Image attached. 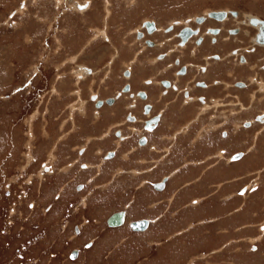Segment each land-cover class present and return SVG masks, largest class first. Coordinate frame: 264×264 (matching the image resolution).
Segmentation results:
<instances>
[{"label":"rangeland","instance_id":"1","mask_svg":"<svg viewBox=\"0 0 264 264\" xmlns=\"http://www.w3.org/2000/svg\"><path fill=\"white\" fill-rule=\"evenodd\" d=\"M60 1L0 0V264L72 263L71 226L75 225L77 232L85 224L86 214L92 219L91 212L85 213L86 203H90L86 196H90L98 180L102 182L101 176L95 179L104 159L101 149L106 146L102 143L107 140L115 143L112 130L120 123L135 133L141 132L122 120L124 110L115 114L121 118L120 122L99 118L101 109H114L116 104L100 108V103L94 104L98 98L125 95L119 87L126 82H132L131 99L138 100L135 91L139 86L152 89L149 99L156 98L159 102L155 109H165L161 118L169 116L162 128L161 146H155L154 161L178 153L177 160L167 168L170 172L176 164L204 154L205 162L195 172L205 174L213 160L220 170L217 168L215 179L207 182L200 196H196L195 187L191 193L195 196L181 202L173 200L175 191L181 187L175 188L170 183L166 196L168 215L158 216L157 224L163 223V218L169 224L175 221L173 216L181 209L195 208L198 218L190 214L179 218V223L167 227V238L166 232L141 235L139 245L128 259L111 260L106 250L103 259L92 264H264V194L257 205H252L253 212L247 211L249 198L255 193L259 195L256 190L261 170H253L241 178L234 174L235 178L227 179L230 170L234 173L239 166L229 163L233 161L230 150L244 148L251 137L258 142L264 138V120L259 119L264 115V73L259 65L264 61V47L256 51L260 46L251 41L255 26L244 25L249 33L226 39L229 28L237 24L235 20L206 21L198 26L197 35L204 34L207 25L221 27V35L215 39L207 35L203 46L192 37L183 47L184 52H168V60L180 56L182 63L167 67V71L161 69L164 61H158L155 55L159 50L170 49L172 42L178 43L174 35L186 19L195 26L199 22L194 15L217 9L264 18V0H109L108 4V0H86L90 7L79 10ZM144 19L154 20L159 27L154 33H147L146 38L157 41L163 40L164 35L172 38L144 52L147 49L142 48L143 39L133 35ZM172 21L173 29L167 30ZM104 29L108 38L102 34ZM212 53L222 56L214 57L208 66L209 69L213 66L217 73L198 72V65ZM240 53L245 54L247 62L240 60ZM188 63L192 64L188 65V76L177 78L175 69ZM81 65L90 70L85 72ZM124 68H130L131 77L122 74ZM79 70L84 71L83 76ZM213 74L222 81L220 85H212ZM252 75L254 79L250 78ZM164 76L181 89L192 79L210 82L208 90H192L206 96V105L185 106L179 88L175 87H168L167 93L160 95L158 80ZM142 78H146V83L150 80L157 83L156 88L141 82ZM237 81L249 85L244 89ZM208 95L215 98L210 100ZM215 101L220 104L213 105ZM109 113L111 116L113 111ZM209 129L215 136L212 150L193 154L197 137ZM87 148L94 152L93 162L87 161ZM247 149H251L250 145ZM242 150L238 152L244 153L240 158L244 160L247 152ZM261 159L264 160V149ZM91 163L93 166L85 169ZM152 164L151 160H132L125 168L115 167L109 176L105 175L106 180L131 178L134 182L146 177ZM225 171L227 175L223 174ZM238 178L243 180V186L229 190L234 183L231 180ZM188 179L196 181L197 177L189 174ZM164 185L166 189L168 180ZM204 214L214 216L207 220L202 217ZM154 224L151 220L149 228ZM193 225L199 227L198 236L184 234ZM97 228L101 234L105 231L102 225ZM185 228L183 235L177 232ZM208 231L209 240L203 235ZM131 235L123 229L117 238L129 239Z\"/></svg>","mask_w":264,"mask_h":264},{"label":"crops","instance_id":"2","mask_svg":"<svg viewBox=\"0 0 264 264\" xmlns=\"http://www.w3.org/2000/svg\"><path fill=\"white\" fill-rule=\"evenodd\" d=\"M62 1L63 0H61L62 4L67 3V1L66 2H62ZM57 2H59V0H57ZM108 3L109 0L107 1V4ZM90 5L91 4L89 2L88 8L90 7ZM108 10H109L108 14H110L111 13L110 9ZM85 11L86 9L80 12H85ZM95 17L97 18V15H95ZM105 33L106 30L105 29L102 30V34H104V37L108 38V36L105 35ZM81 67L82 69H84L85 72H87L86 70H90L86 66L81 65ZM79 71H80V75L83 76L82 73L84 71L82 70ZM246 86H248V83L246 84ZM251 97H253L252 94ZM156 100H157L156 98H152L151 101L155 104H158L159 102L158 100L157 101ZM217 103L218 102L215 101L214 105L215 104L217 105ZM241 107H243L242 104ZM123 110L125 109L123 108L122 105L119 104L115 106L114 109H110V108L101 109L100 113L104 112L103 115L105 119H109L110 121L120 122L121 118H119V116L117 118L115 114L116 112L121 113ZM110 111L111 112L113 111L112 113L113 115L111 114V116H109ZM261 117L264 118V115H262ZM123 119L124 117L122 118V120ZM168 120H169L168 115L167 117L160 118L159 119L160 122L156 123L157 125H155L156 129L154 127L152 130L150 129L147 132L146 131L144 132L146 135V142H145L146 144L144 143L143 146H140V144L137 141L139 134L126 133L124 127L120 126L121 123L116 126L120 130L119 135L116 138L114 137V139H116L117 142L115 141L114 143V141L112 140L109 141L107 140V142L102 143L103 146H106L104 150L101 149L102 150L101 156L104 157V159L102 160L101 164H99V169L97 170V176H95V179L101 176L102 182H99V180L98 182L96 181L97 182L96 187L93 188L90 196L88 195L86 196L87 202L90 201V203L89 204L86 203L87 212L85 213L91 212L90 215L92 216L93 221L91 217H87L86 214L85 218L87 219L85 221V224L82 223L81 226H79V229L77 228L78 229L77 232H75V225L71 226V230L74 232V235H73V242L71 243L72 246L69 248V250L71 251L74 248L78 249V253L76 254V256L71 257L70 259L71 260L70 262H72L71 264L95 263L98 260L103 259L106 250L110 252L111 260L117 259L118 261H120L122 259H128L133 248L139 245L138 241L139 239H141L140 238L141 235L144 236L146 234H150V233L152 234L154 232L155 233L166 232L167 227H172L176 225L180 221L179 218L183 219L185 218V216H188L187 214L196 217V214L194 213L195 208H192L191 210L181 209L178 210L173 216L175 221L172 220V222L169 224L170 221H168L166 218H163V223L159 222V224H157L158 216L167 217L168 215L167 214L168 209H166L168 204L166 196L169 190L168 186L170 183L171 185L173 184L175 188L176 186L181 187L177 191H175V195L173 196L174 202L180 200L183 201L184 198L195 196L191 194L193 193L192 189H195V187L197 190L196 196H200L198 194L200 193V191L206 190L205 186L207 185V182L209 183L211 180L215 179L214 176L217 172V168L218 170H220L219 167L215 166L214 164L215 162L213 160L209 162V165H207L208 169L206 172L207 173L206 176H205L206 173L205 174L196 173L195 170H197L200 166H202L201 163L205 162V159L203 160V158L205 157L204 154H202V156L199 154L198 156L193 155V158H191V160L182 163V165L178 166V164H176L174 169H172L170 172L167 170V168L175 160H177L178 153H176L174 156L171 157L166 156L165 159H162L161 161H154L153 160L154 153H156L157 151V148H155V146H161V139L163 138L162 137L163 135L161 134L163 132L162 128L164 127L165 121L168 122ZM213 137L210 129L204 135L200 134L196 140L197 144L194 145L193 154H195L194 153L195 151L203 150L204 152L206 149L207 151L205 152L209 153L212 150L211 147H213L215 143V136ZM251 139L249 140V142L245 141L246 146L244 148L241 149L235 148L233 150L232 149L230 150V148L232 147V142L230 141L231 146L230 148L228 147L227 148L230 150L232 156L236 152L241 151L243 149L242 151H244L245 153L247 152L246 153L247 157L244 160L240 159L244 155V153L241 152L242 154L239 155L237 158H234L235 160L233 158H230L233 161L229 163L231 164L239 163L238 164L239 166H238V170L234 173L230 170V176H227V179H231L233 176L235 178V175L241 178L247 176V174H249L253 170L254 172L258 171L259 169L261 170V180L258 182L259 185L257 186L258 189L256 190V192L259 193V195L255 193L253 196L249 198L251 203L247 211L253 212L254 208L252 207L254 206L252 205L254 204L257 205L258 202L261 201L260 197L264 194L263 192L264 160L263 159L260 160L261 151L264 149V138L261 137V140L259 142L254 140L252 137ZM249 145L251 149H247ZM109 149L113 151V154L110 157L105 158V153ZM84 151L85 150H83V152ZM93 154H94L93 151L88 150V148L86 149V158L88 162L94 161ZM132 160H139L142 162H148L149 160L152 161L153 164L149 169H147L148 172L146 174V177L144 176V178L136 179L134 182L133 180H131V178H127L125 180H119L117 182L113 179L106 180V176L110 174L115 167L125 168L127 166L124 165L132 163ZM92 164L93 163H91L90 165L86 164L85 169L86 168L88 169L90 166H93ZM135 167L139 168L137 166ZM189 174H191L193 178L197 177V180L196 181H189V179L187 180V175ZM223 174L227 175V172L225 171ZM163 176L168 177L166 179V181L168 180L167 188L164 189L165 185L161 189L155 188L153 185L154 182L160 180ZM239 178L235 181L231 180V182L234 183L230 185L229 190H232L233 187L235 189L236 187L243 186V183H241V181L243 180H240ZM166 181L164 183H166ZM80 182H82V180H80ZM82 185L83 188H85L86 184L82 183ZM192 197L190 199H192ZM210 207L212 206L210 205ZM261 207H263V204ZM119 210L124 211L123 220L125 218L126 219L124 220L125 222L123 221L117 225L109 224L107 221L108 217L112 213ZM188 211H190L191 213H189ZM211 216L214 215H210V214L202 215V217L207 218V220ZM143 218H146L147 220L150 219L149 223H147V225L144 226L143 229H135L130 226L131 221L143 219ZM151 220L153 221V223L155 222V224L149 228ZM96 225L97 226L102 225L105 231L101 234L100 230H98ZM123 229L125 231H130L132 235L129 239L124 238L122 240H119V238L117 237ZM198 229H199L198 226L196 227L195 225H193L188 227L187 230L185 228L183 230H178V231L175 230V231L183 235V233L186 230L187 233L184 234L191 233L192 237H195L198 236V232H199ZM209 233L210 231L203 233V235L206 234L205 238H207L208 240L210 237L208 236ZM166 236L168 237L167 232L164 237ZM194 240L195 239H193V242Z\"/></svg>","mask_w":264,"mask_h":264},{"label":"flooded vegetation","instance_id":"3","mask_svg":"<svg viewBox=\"0 0 264 264\" xmlns=\"http://www.w3.org/2000/svg\"><path fill=\"white\" fill-rule=\"evenodd\" d=\"M184 1L185 0H183V2ZM175 4L179 5V3H175ZM217 10L224 11L225 12L224 15L222 17H215V16L212 17L210 15V13L213 12V11H216V10L205 11V12H207L206 14L204 12L203 14L194 15L193 18L197 22H199L195 26L189 25L188 22H187L188 19L185 20L186 23L184 25H182L181 27H179L178 30L176 31L175 35H174L175 37H177L176 41H178V43H176L174 41V42L171 43L173 47L171 46L170 49L167 48L165 50H159L155 54L158 57L157 58L158 61H164V65H163V67H161V69H164L165 71H167V69H168L167 67L174 66V64H176V63H180V62L182 63V59H181L180 56H177L175 59H172V60L169 59L168 60V58H167L168 54L167 53L168 52H178V51L184 52L185 48H183V47L184 46L186 47L187 42L189 40H191L192 37H196V41L200 42L199 44L205 45V41H206V36L207 35H209V37L212 38V39H215L218 35L220 36L221 35V27H219L217 25H207V27L205 28V30H206L205 33L197 35V33H199L198 32V26L204 25L206 23V21H212V19L213 20L217 19V20H220L221 22L224 21V20H228V19H233V20L236 19L235 21L237 22V24L233 28H229V32H228L229 36L228 35L225 36L226 39H230L232 37L240 36L241 34H243V32L244 33H249V30H248L249 28H247V27L244 28L245 27L244 25L255 26V31H254L253 35H251V41H252L253 44H258L260 46V47H256V51H257V49L261 50L262 47H264L263 43H259L256 40V33L259 31V28H260L261 24L258 23V22L257 23H253L251 21V18L255 17V16L257 18H260V19H264V18H262V17H260L258 15H254V14H250V13L238 12L236 10H231V9H217ZM248 15H250V18L247 17ZM252 15H254V16H252ZM247 18H249L248 21H247ZM245 20H246L247 23L245 22ZM174 23H175L174 21L170 22L169 25H167L168 27L166 26L167 30L173 29ZM258 26H259V28H258ZM158 28H159L158 24L154 20L144 19V21L142 22V26L139 29L134 30V34L133 35L139 40L143 39L142 48L147 49L144 52L151 51V49L154 48V46L165 44L166 40H169L170 38H172L171 36L167 37V35H164L163 40L161 38L159 41L151 40L149 38H146V34L147 33L148 34L149 33H154ZM185 29L189 30V32L187 34L184 33ZM239 31H241V32H239ZM227 42H229V41H227ZM131 46H134V45H131ZM252 47H253V45L251 46V48ZM131 51L135 52V50H132V49H131ZM139 52H143V50H140ZM188 52H190V50ZM191 52H196V51L192 50ZM207 57L208 58H206L204 63L198 65V68L200 70H203V71L198 70V72H202V73H204L206 75L207 74H211L212 72L216 74L217 71L214 70L213 66L211 67V69H209L208 66L211 65V62H213L212 59H214V57L215 58H219L220 57L219 59H221L222 56L218 55V54H215V53H212L211 55H209ZM239 57H240V60H242V61H246V59H247L245 57V54H242V53L239 54ZM168 61H170V63ZM219 62H223V59L221 61H219ZM242 64L244 65V67L246 65L249 66L248 63H242ZM188 65H192V64H189V63L188 64H180L175 69L176 72L179 74L177 76V78L187 77L188 76V73H189V70H190ZM259 65L261 66L260 68H261L262 72L264 73V61L260 62ZM217 67L218 66H215V68H217ZM122 74L125 75L126 77L127 76H130V77L132 76V72H131L130 68H126V69L124 68L123 71H122ZM215 74L210 76L211 77L210 80L212 81V85L213 84H219L220 85L222 83V81L218 80L216 78L217 76ZM253 75H255V74H253ZM253 75L250 78L254 79ZM189 78H191V76ZM146 81H147L146 78H142V80H141V82H145V83H146ZM236 83L243 84V85H241V87H244V89H246L248 87V86H246L247 82H245V81H237ZM146 84H149V86H154V85L157 86V83L153 82L152 80L148 81ZM209 84H210V82H208V81L204 82V81L192 79L191 83H188V85L184 84V87L181 89V88H179V86H177L176 83H172L171 80H169L167 76H164L163 78H160V81L158 80V85H160V87H161L160 90H159L161 92L160 95L165 94L164 92L167 93L168 87L171 88V89L173 87L179 88L181 96H182V102L184 100V102L182 104H184L185 106L192 105V106H196V107H197L198 103L199 104H203V106H205L206 105L205 101H206L207 98H206V96L204 94L202 96L201 93H199V92H196L194 94V92H192V90L194 88H204V89L208 90L209 88H211L209 86ZM223 85H227V83H224ZM248 85H249V83H248ZM132 87H133L132 86V82L123 83V85L120 86L119 88H120V91H122L123 94L125 93V95H122V96L119 97V96H117V94H118L117 93L115 95V97L111 96L112 100L110 102L107 101V98H105L103 100H100L98 98V99H96L94 101V104L97 105L98 100H100V104L98 105L99 108L102 105H104L106 107H110V106L115 105V104H116L115 106H117L119 104L122 105L123 108L126 109L123 112V115H124L123 117L125 119V123L131 124V125L133 124V125H135V126H137L138 128L141 129L140 133H135V131H131V129H126L127 125H125L126 127H124V129H125L126 133L139 134V136L137 138V141H138V143L140 145H143L146 142V135H144L145 134L144 132L145 131L147 132L151 128L155 127L156 123L159 122V119L161 118V116L163 114V111L165 109H161V110H159L158 108L155 109L156 104L153 103L149 99L151 94L153 93L152 89H151V91H152V93H151V91L149 89L143 88L142 86L137 87L136 88L137 90L135 91L137 96H138L137 97L138 100L133 99V98L131 99ZM216 87H218V85ZM208 96H210V95H208ZM146 98H147V101L140 102L142 99H146ZM188 98H190V99H188ZM209 98L211 100V99H214L215 96H210ZM159 99L162 100L163 99L162 96H160ZM123 100H125L124 103H123ZM133 100H135V102ZM218 104H220V103L218 102L217 105ZM141 115L143 116V118L139 117ZM102 117H104V115L101 112L99 114V118H102ZM259 119L261 120L262 117L259 116ZM154 120H157V121L154 122ZM245 123L247 124L248 122H245ZM119 133H120L119 128L118 127H114L113 130H112V136L116 138L119 135ZM109 152H111L113 154V151L111 149H109L105 153V158H108V157L111 156V155L108 156ZM82 153H83V151H82Z\"/></svg>","mask_w":264,"mask_h":264},{"label":"water","instance_id":"4","mask_svg":"<svg viewBox=\"0 0 264 264\" xmlns=\"http://www.w3.org/2000/svg\"><path fill=\"white\" fill-rule=\"evenodd\" d=\"M224 11L222 10H216V11H213L210 13V15L212 16H215V17H222L224 15ZM251 21L252 22H260V29L259 31L256 33V40L259 41V42H264V19H260V18H257V17H252L251 18ZM189 30L185 29L184 30V33H188ZM112 100V97H108L107 98V101L110 102ZM98 103H100V100H98ZM109 154H111V152H109ZM108 154V155H109ZM240 155V152H237L235 154H233L234 157H237ZM166 176H164L160 181H157V182H154V186L155 187H162L163 186V183H164V180H165ZM123 216H124V211L123 210H119V211H116L114 213H112L109 217H108V223L109 224H119L123 221ZM147 223V220L146 218H143V219H138V220H133L130 222V226L132 228H135V229H139V228H142L146 225ZM77 250L76 249H73L71 250L70 252V255L71 256H74L76 254Z\"/></svg>","mask_w":264,"mask_h":264},{"label":"bare ground","instance_id":"5","mask_svg":"<svg viewBox=\"0 0 264 264\" xmlns=\"http://www.w3.org/2000/svg\"><path fill=\"white\" fill-rule=\"evenodd\" d=\"M67 1V4H69L70 6H72V8H76L77 10H79V9H81L80 7H86V6H88V3H89V1L88 2H86V0L85 1H80V0H70V1H68V0H63L62 2H66ZM72 1V2H71ZM61 2V1H60ZM212 16V15H211ZM252 16H254V15H252ZM213 17V16H212ZM247 17H249L250 18V15H248ZM256 17V16H255ZM249 18H247V21H248V19ZM246 19V18H245ZM236 20V19H235ZM238 20V19H237ZM243 21V20H242ZM245 22H246V20H245ZM244 22V23H245ZM247 23V22H246ZM253 23H257V22H253ZM258 23H260V22H258ZM240 28V27H239ZM258 28H259V26H258ZM260 29V28H259ZM241 30V29H240ZM246 31V30H245ZM239 32H241V31H239ZM259 42V41H258ZM259 43H263L264 44V42H259ZM264 120V118H262L260 121H263ZM157 120H154V122H156ZM112 154V153H111ZM111 154H109V155H111ZM242 153H240V155H241ZM108 155V156H109ZM238 157V156H237ZM237 157H232L233 159L234 158H237ZM235 160V159H234ZM43 167H45V165H43ZM47 168V167H46ZM164 182H165V180H164ZM164 184L165 183H163V186H164ZM154 185V184H153ZM162 186V187H163ZM155 187V186H154ZM162 187H155V188H157V189H161ZM124 220H125V218H124ZM123 220V221H124ZM147 220V219H146ZM122 221V222H123ZM125 222V221H124ZM147 223H149V220H147ZM147 223H146V225H147ZM111 225H117V224H111ZM145 225V226H146ZM139 229H143V227L142 228H139ZM77 253V252H76ZM74 256H76V254L74 255ZM74 256H71V257H74Z\"/></svg>","mask_w":264,"mask_h":264}]
</instances>
